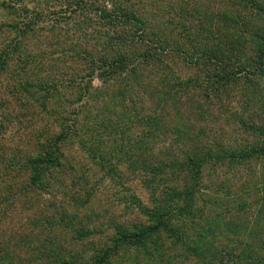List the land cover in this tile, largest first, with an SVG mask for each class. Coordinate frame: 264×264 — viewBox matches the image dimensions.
Segmentation results:
<instances>
[{
	"label": "rangeland",
	"instance_id": "374dc122",
	"mask_svg": "<svg viewBox=\"0 0 264 264\" xmlns=\"http://www.w3.org/2000/svg\"><path fill=\"white\" fill-rule=\"evenodd\" d=\"M63 1L0 0V53L16 38L15 28L30 27L21 41L22 54L11 56L10 66L0 71V248L21 264L42 263L37 259L42 255L43 261L44 250L89 262L93 251L105 245L117 228L146 223L133 197L151 208L165 187L178 188L184 180L177 170L162 174L160 169L158 178L166 186L154 197L145 185L151 178L150 165L179 162L194 152L216 154L218 149L256 147L259 131L264 129V78H252L255 88L245 86V71L233 67L232 80L215 88L205 75L207 68L193 65L183 53L193 49L197 37L200 41L215 37L192 30L189 22L185 25L189 30L183 31L187 37H181L176 25L160 34L157 24L150 29L173 41L167 49L156 50L162 63L142 70L132 82L130 95L136 113L152 116L162 128L147 140L142 159L130 165L116 151L141 132L134 115L128 119L124 112L131 103L125 101V108L116 98L120 85L106 90L96 79L93 89L103 88L102 92L78 99V86L85 89V82L77 86L82 75L75 63L76 44L81 42L83 48L87 42L72 23L74 8H67ZM127 1L128 8L144 4L149 9L143 0ZM150 1L157 4L164 23L167 16L160 11L170 1ZM218 1L185 0L191 8L200 7L191 16L194 19L209 7L216 15ZM238 13L240 18L245 12ZM48 19H55L57 26L48 24ZM243 54L249 56L248 46ZM187 81L190 85L185 87ZM61 133L66 139L57 145L60 166L47 173L44 188L31 187L27 160ZM81 142L102 144V156L114 171L102 169L93 153L87 152L89 148L80 147ZM263 195L264 159L235 165L210 161L203 167L193 210L185 216L183 227V240L190 245L197 236L203 239L200 257L162 234V248L151 254L152 259L123 248L114 257L116 263L205 264L213 260L231 264L227 250L264 247ZM75 230L87 234L78 238Z\"/></svg>",
	"mask_w": 264,
	"mask_h": 264
},
{
	"label": "trees",
	"instance_id": "16d2710c",
	"mask_svg": "<svg viewBox=\"0 0 264 264\" xmlns=\"http://www.w3.org/2000/svg\"><path fill=\"white\" fill-rule=\"evenodd\" d=\"M143 1L149 5V9L144 4H140V6L133 4L129 5L128 8L124 5V3H128L127 0L63 1L67 8H74L72 10L74 18L72 23L76 28V33L78 35L83 34L84 37L81 39H86L87 42L83 48L80 45L81 42L78 41L76 44L75 60L77 62L75 63L79 67L78 74L82 75L77 81V86L82 83L81 81L85 82V89L80 90V86H78V92L81 93L78 95V99H81L82 96L87 98L88 95H97L102 92L103 88L101 90L93 89L92 83L96 79L105 86L104 89L106 90L112 85H120V91L117 90L116 98H119L123 105L125 101L126 104L131 103L130 107L124 105L125 108L128 106L124 112L128 119L134 115L133 118L136 119L141 132L136 139L129 141L127 145H122L121 151H116L125 156L130 165H134L137 160L142 159L147 140L153 136L156 137L154 131L162 128L160 122L152 116L136 113L130 88L133 80L139 76L142 70L150 68L151 65L162 63L156 50L160 48L165 50L173 41L170 36L160 35L167 31L168 28L166 29V27L176 25L181 30V37H187L188 35L183 31L189 30L185 27L186 23L189 22L192 30L197 31L196 29H199L201 32H206L215 37L208 40L202 38L201 41L197 37L193 49H190L189 53L183 52L186 60L193 62V65L207 68L205 75L210 81H213L215 88L232 80L230 74H232L233 67L245 71V76L242 77L245 86L255 88L252 78L257 77L258 81L264 78V0H219L218 7L215 8L216 15L211 12L209 7L206 8L203 15L196 16L195 19L191 16L200 9L198 5L195 4L191 8L185 0H169L168 6L160 11V15L167 16L164 23L158 16L157 4L151 3L150 0ZM9 2L11 0H8ZM155 6L157 14H155ZM238 12L245 13L239 18L240 13ZM47 21L54 28L57 26L55 19H48ZM157 24L161 29L158 31L160 34H156L150 29L151 26L155 27ZM28 30L30 27L24 24L15 28L16 38L5 46L4 51L0 53L1 72L10 66L11 56H14L15 59L16 54H22L24 49L21 46V41ZM76 39L79 40L80 38L76 37ZM187 41L188 39H185L186 43H188ZM189 46L191 47V45ZM247 46L248 57L243 54ZM16 57L18 58V56ZM25 85L28 86V83ZM188 85L190 83H186L185 87ZM41 86L44 87V85ZM65 139V134L57 135L53 142H45L38 154L27 160L28 184L31 187L44 188L47 173L60 166L57 145L64 142ZM259 139L256 147L239 151L229 152L218 149L216 154H199L197 152L185 154L179 162L176 159L169 161V164L166 162L158 164L157 161L156 165H150V171L147 173L151 174V178L145 183L146 187L150 191L152 190V196L155 197L157 190L159 191V188L166 186V183L158 178L160 169L162 174H167V172L174 174L177 170L184 180L182 183H178V188L168 189L165 187L159 196L161 199H154V205L151 203V208L142 205L137 198L133 197L132 203L135 205V209L146 217L144 225L117 228L105 245L93 251L87 263L65 258L60 254L53 256L52 251L44 250L42 253L44 255L43 261H41L42 255L37 259L42 263L32 261L29 264H117L114 257H117L123 248L147 254L152 259L153 253L158 254L162 248L159 245L162 234H166L168 240H173V243L182 245L188 252L200 257L205 244L203 239L197 236L194 241H190V245L183 240V227L185 216H191L203 167L210 161L221 162L224 165H235L246 164L254 159H264V129L259 131ZM79 144L82 148H89L87 152L93 153V157L98 160L102 169H108V172L114 171L109 164L110 161L102 156V154L105 155L101 149L102 144L84 145L85 143L82 142ZM143 169L148 168L144 167ZM158 180L162 183L157 184L156 181ZM153 184H155V189ZM262 198L264 199V195ZM74 233L78 238L87 234L84 230H75ZM263 250L264 247L262 249L259 245H254L252 248L250 247V250L244 247L227 251L232 254L231 264H264V254L260 253ZM214 262L216 261L208 260L205 264H214ZM21 263L22 261L13 259L7 249L0 248V264ZM216 264L224 263L218 261Z\"/></svg>",
	"mask_w": 264,
	"mask_h": 264
}]
</instances>
